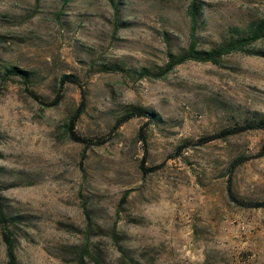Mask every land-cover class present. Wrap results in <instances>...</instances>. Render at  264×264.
Listing matches in <instances>:
<instances>
[{"label":"rangeland","instance_id":"obj_1","mask_svg":"<svg viewBox=\"0 0 264 264\" xmlns=\"http://www.w3.org/2000/svg\"><path fill=\"white\" fill-rule=\"evenodd\" d=\"M189 2L0 0V198L15 264H264V206L226 187L264 201V131L197 141L264 115V37L251 45L261 54L186 59L156 76L187 45ZM196 2L199 48L264 18V0ZM9 64L28 80L3 77ZM62 73L78 85L45 106ZM134 104L158 119L112 128ZM72 116L78 134L106 140L70 139Z\"/></svg>","mask_w":264,"mask_h":264},{"label":"trees","instance_id":"obj_2","mask_svg":"<svg viewBox=\"0 0 264 264\" xmlns=\"http://www.w3.org/2000/svg\"><path fill=\"white\" fill-rule=\"evenodd\" d=\"M115 15H116V7H114ZM187 14L189 17V37L186 47L177 50L176 52H168L167 59L160 70L154 72V75L161 76L168 69H170L173 65L180 63L186 59H193L198 61H210L217 63L220 60V57L228 52L239 50L247 53H263L260 50H252L251 45L261 37H264V18H261L255 21L253 24L248 26L244 31L239 32L235 36H228L227 38L219 41L213 46L208 48H199L197 47L196 40V24H197V15L199 11V4L196 0H190L187 6ZM257 51V52H255ZM115 66H110L112 68ZM148 73L146 68L140 67L138 70L139 75H144ZM1 75L3 77H8L9 75H17L20 77L21 81L25 82L28 80V71L20 68L16 65L9 64L7 65ZM66 82H72L78 85L77 77L72 73H62L58 78V86L57 91L54 97L48 101H42L45 106H52L57 103L61 96V89ZM146 116L150 120L158 119L157 112L151 108L143 107L140 105H127L125 109L114 119L112 124V128H116L122 122L130 118L131 116ZM74 121V117L72 116L69 121L66 123V134L67 136L74 140L83 143L84 145L89 144H100L103 143L106 139L102 136H96L94 138L78 134L73 130L72 124ZM260 128L264 131V115H252L249 118H244L241 122L233 123L227 127H223L215 133L206 134L201 136L197 141L205 142L214 137H222L228 134L245 131L248 129ZM262 147H264V141L262 143ZM139 167L143 172L145 171H153L158 167L157 164L150 166H143L140 163ZM227 193L231 200L235 203L242 206H264V201H257L251 199H243L238 197L233 193L230 187V183L227 181L226 184ZM14 215H8L3 209V202L0 198V233L2 240L5 245V256L7 262L9 264H15V254H14V231L8 226L13 224ZM128 264H137L135 261H129Z\"/></svg>","mask_w":264,"mask_h":264}]
</instances>
